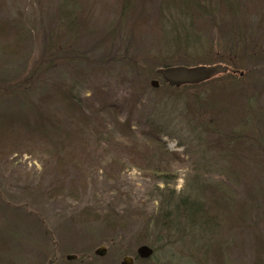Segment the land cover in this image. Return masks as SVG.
Segmentation results:
<instances>
[{"label":"rangeland","instance_id":"374dc122","mask_svg":"<svg viewBox=\"0 0 264 264\" xmlns=\"http://www.w3.org/2000/svg\"><path fill=\"white\" fill-rule=\"evenodd\" d=\"M182 1L0 0V264H264V0Z\"/></svg>","mask_w":264,"mask_h":264},{"label":"water","instance_id":"95a60500","mask_svg":"<svg viewBox=\"0 0 264 264\" xmlns=\"http://www.w3.org/2000/svg\"><path fill=\"white\" fill-rule=\"evenodd\" d=\"M230 71L229 67L223 65L198 66V67H168L161 68L157 71L162 80L170 87L180 89L184 86H197L206 83L219 75L226 74ZM151 86L154 89L160 87L159 81H152ZM106 249L102 248L97 251V255L104 256ZM155 251L149 246H142L138 250V255L142 259H151ZM75 256L68 257V260H75ZM123 264H134L133 259L126 258Z\"/></svg>","mask_w":264,"mask_h":264},{"label":"trees","instance_id":"16d2710c","mask_svg":"<svg viewBox=\"0 0 264 264\" xmlns=\"http://www.w3.org/2000/svg\"><path fill=\"white\" fill-rule=\"evenodd\" d=\"M192 1V2H191ZM210 2V1H209ZM209 2L206 0V2H204L203 4H201L200 3V1L199 0H183L182 1V3H183V5H186L187 3H190L191 4V6H193V9H194V11H199V10H201V12L202 11H205V9L207 8V6H208V4H209ZM185 3V4H184ZM184 8V7H183ZM238 8L234 5L233 7H231V13L233 14V18L234 19H237V17L239 16V15H237V12H238ZM192 11V10H191ZM197 65H200V66H202L203 64H194V63H184V64H180V63H176V62H174V63H169V64H164V66H162V68H168V67H188V68H192V67H198ZM205 66V65H204ZM230 68V67H229ZM230 72L229 73H231V72H233L234 74L236 73L235 71H232V69L230 68ZM229 73H226V74H229ZM223 75H225V74H223ZM210 81H208V82H206V83H203V84H201V85H197V86H184V87H182L181 89H176V88H173V87H170L168 84H166L165 82H163V84L165 85V86H167L168 88H169V90H171V91H173V92H177V91H180V90H189V89H197V88H200V87H202V85H204V84H207V83H209ZM160 87H161V83H160ZM159 87V88H160ZM153 88V87H152ZM158 88V89H159ZM154 89V88H153ZM158 89H156V90H158ZM156 120V119H155ZM156 171H154L153 173H155ZM165 176V175H164ZM167 176V175H166ZM187 200V199H186ZM182 204V205H181ZM180 205H179V207H187V209L189 210V208L191 209V211L193 212V213H196V214H200L201 213V217H204V216H206V217H210V220L211 221H214V220H212V218L214 219L215 217H212L211 216V211L209 210H205L204 208H203V206H201V204H193V203H189L188 201H182V203H181ZM177 210H179V208H177ZM202 220V219H201ZM220 221V220H219Z\"/></svg>","mask_w":264,"mask_h":264},{"label":"flooded vegetation","instance_id":"af4514ba","mask_svg":"<svg viewBox=\"0 0 264 264\" xmlns=\"http://www.w3.org/2000/svg\"><path fill=\"white\" fill-rule=\"evenodd\" d=\"M156 252V251H155ZM154 255H155V253H154ZM133 261H134V259H133ZM134 264H135V261H134Z\"/></svg>","mask_w":264,"mask_h":264}]
</instances>
